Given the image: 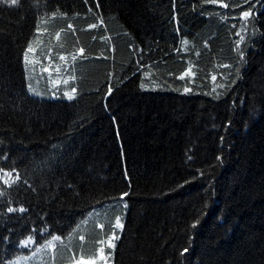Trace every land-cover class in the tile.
Segmentation results:
<instances>
[{"label":"trees","instance_id":"trees-1","mask_svg":"<svg viewBox=\"0 0 264 264\" xmlns=\"http://www.w3.org/2000/svg\"><path fill=\"white\" fill-rule=\"evenodd\" d=\"M222 2L0 0V264H264V0Z\"/></svg>","mask_w":264,"mask_h":264},{"label":"snow or ice","instance_id":"snow-or-ice-1","mask_svg":"<svg viewBox=\"0 0 264 264\" xmlns=\"http://www.w3.org/2000/svg\"><path fill=\"white\" fill-rule=\"evenodd\" d=\"M4 2L5 3H10V5H12V6H16L18 4V0H4ZM210 2L211 3H219V4H221V6L223 8H228L229 7V5L227 3H223L222 0H210ZM98 6L99 5L97 3V7ZM241 15H242L243 18H247V17H249L251 15V10L242 11ZM68 27L69 28H72V25H68ZM88 27L89 28H95L96 25L95 24H92V25H89ZM37 31H39V28L37 29ZM56 39L57 40L60 39V33L59 32L56 33ZM34 51H35V49L33 48L32 44H29L28 47H27V49H26V51H25V54H24V60H25V62L28 61V54L29 53H33ZM83 54H84V48L81 47V48L77 49L75 52L70 53L69 55H70L71 61L72 62H75L77 60V57L78 56L79 57H83ZM241 55H242V53H241ZM58 59L60 61H62V62H65V64L67 65L69 57L68 56H65V55H60L58 57ZM48 61H49V67L43 68V71L44 72H51V71L54 70L55 72L59 73L60 72V68L59 67H55V66L52 65V60H51V57L50 56L48 57ZM190 74H191V68H188L187 70H185V72L179 78L180 79H184L185 76H188ZM70 79H72V78L70 77ZM212 80L215 81L216 80V77L215 76H212ZM64 83L66 84L67 81H64ZM221 87H223V85H221ZM185 91L186 92L187 91H190V89H187L186 88ZM75 92H76V89L75 88H72L71 89V93L65 92V96H67L69 99H72L73 98V95L72 94L75 93ZM111 93H112V88L110 86L108 88V90H107L106 95H111ZM0 173H2V175H0V181H2L3 184L6 185V186H8V187H11L13 184H15L17 181L20 180V175H19L18 172H15V175H14L13 171H5L4 169L0 168ZM126 195H128V193H121L120 200L123 201V198ZM124 207L125 208L127 207V204L126 203L124 204ZM7 211L9 213L17 212V211L20 212V213H24L27 210L23 206H21L18 209H14V208L9 207L7 209ZM195 226H196V224H193L192 225V227H195ZM98 227L103 228L104 225L103 224H100V225H98ZM112 227H113V229H117V228L122 229L123 228V225H122V223L120 221V218L118 216L115 218V223L112 225ZM117 238L118 237L116 236V232L113 230L112 233H111V235L106 240L105 239H101V240L98 241L100 247L97 249V254L100 256L101 259H103L104 245H107L109 248L114 247L115 245L112 243V241H114ZM60 239H61L60 236H55L54 235V236H52V240L48 241L47 243L49 245H52L53 241H58ZM83 239H84V237L81 236L80 237V240H83ZM21 243H23L25 246H27L30 243H34V241L32 240L31 237H28L26 240L22 241ZM183 251L184 252H187L188 249L185 248ZM181 254L183 255V253H181ZM75 264H94V262L91 261V260L85 261L84 258L81 257V259L78 260V261H76Z\"/></svg>","mask_w":264,"mask_h":264},{"label":"rangeland","instance_id":"rangeland-1","mask_svg":"<svg viewBox=\"0 0 264 264\" xmlns=\"http://www.w3.org/2000/svg\"><path fill=\"white\" fill-rule=\"evenodd\" d=\"M36 93L40 94L39 91H36ZM32 240L34 243H30L27 246L23 244V248L26 251L19 254V256L13 260L8 261L6 264H59L60 254L58 250V244L63 241L62 238L58 241H53L52 245L47 243L48 241L52 240V238L43 240L41 242H36L34 239ZM80 259L81 258L78 260Z\"/></svg>","mask_w":264,"mask_h":264}]
</instances>
